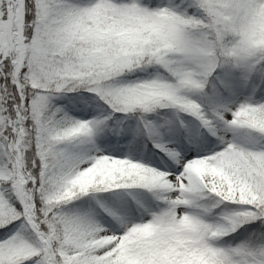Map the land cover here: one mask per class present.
Listing matches in <instances>:
<instances>
[{
    "label": "snow or ice",
    "instance_id": "obj_1",
    "mask_svg": "<svg viewBox=\"0 0 264 264\" xmlns=\"http://www.w3.org/2000/svg\"><path fill=\"white\" fill-rule=\"evenodd\" d=\"M0 264H264V0H0Z\"/></svg>",
    "mask_w": 264,
    "mask_h": 264
}]
</instances>
